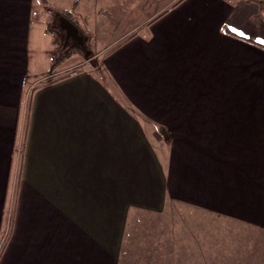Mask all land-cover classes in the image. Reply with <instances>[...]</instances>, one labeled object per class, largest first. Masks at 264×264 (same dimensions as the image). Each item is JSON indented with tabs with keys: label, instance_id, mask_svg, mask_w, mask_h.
<instances>
[{
	"label": "crops",
	"instance_id": "obj_1",
	"mask_svg": "<svg viewBox=\"0 0 264 264\" xmlns=\"http://www.w3.org/2000/svg\"><path fill=\"white\" fill-rule=\"evenodd\" d=\"M42 1L0 0V264H259L264 0H76L123 37L89 67Z\"/></svg>",
	"mask_w": 264,
	"mask_h": 264
},
{
	"label": "rangeland",
	"instance_id": "obj_2",
	"mask_svg": "<svg viewBox=\"0 0 264 264\" xmlns=\"http://www.w3.org/2000/svg\"><path fill=\"white\" fill-rule=\"evenodd\" d=\"M76 2V0H43L42 3H37L36 4V9L38 8L37 6L40 4H43L41 6H43V9L45 11V14H47L50 18H51V24H58L57 22V16L55 11L58 10L59 8H61V10H59L60 12H62V15L67 16L68 18H70L73 22H75V10L77 5L75 6V4L73 5V2ZM41 2V1H40ZM79 5L77 7V10L79 11L78 14L82 15V18H85V16L83 15L85 11H83L81 8H83V6L85 7L86 5L84 3H86V0H79ZM138 6V5H137ZM135 6L134 9L129 8L127 11L128 13H125V16H120L121 12L118 11V8L122 7V5L118 6V5H113V9H114V15H112V18L109 17V20H113L115 18V20L112 22V24H114V29L115 32L114 34H119L120 32H123L125 30V28L127 27V25L124 24V22H120V19H122L123 17H128V23L129 22H137V20L139 19V10L137 9L138 7ZM42 8V7H41ZM123 13V12H122ZM80 17V15H79ZM100 19H102V16L99 17ZM55 20V21H54ZM127 19H125L126 21ZM50 23H46V26L43 29H49V24ZM78 23L80 25L81 24V20L78 19ZM77 23V24H78ZM101 23V21H98V24ZM109 23V22H108ZM44 21L42 22V27L44 25ZM124 24V25H123ZM59 25V24H58ZM52 27V26H51ZM59 28L64 32V40L66 41L65 46L61 47L60 44L59 46H55V53L53 54V66H57L59 64L62 63V61H64L65 59L68 58V62H75V61H79V60H83L84 58H89L88 59V64L87 66H93L96 64H101L103 63L104 60V56L109 52L108 50L111 49L112 47H114L116 44H118L123 37H118L117 35L114 36H110V35H103V27H99L98 29H95L94 31H91V35H80L77 31L75 33H70L67 34V30L63 29L62 23L59 25ZM135 32H139V30L137 29ZM78 48L82 49V52L78 51ZM46 57L45 53H39L38 47H36V51L34 54V63H35V67H36V71L40 72V70H43L42 68L45 66L44 63H42V61L40 62L39 59H41L42 57ZM80 65H75L72 69H68L66 72H69L71 70H78L80 69L79 67ZM44 70H46V66L44 67ZM164 137H166L165 133H162ZM181 213L185 211H180ZM198 212V211H196ZM199 213V212H198ZM199 214H202L199 213ZM211 222L215 225H219L220 223L224 225V227L226 226V233L228 234L227 237H230V235H232V233L238 232V231H242L241 227H238L239 225L236 224H232L231 222H227L224 220H220L218 217H214L211 216ZM181 219V218H180ZM219 224H217L216 222ZM235 227V228H233ZM217 229V228H216ZM215 229V231H216ZM223 229V227H222ZM243 231H245V229H243ZM251 233V232H249ZM249 235V234H248ZM250 236V235H249ZM259 241H258V248H259V253H262L260 255V262L259 264H264V233L259 234ZM233 236H231L230 238H232ZM247 241H249L247 239ZM231 242V241H230ZM232 243V242H231ZM235 244H231L232 250H228L227 251V259L225 260H221L220 263L221 264H240L239 259H235ZM229 249V248H228ZM193 262V261H191ZM196 262V261H195ZM179 264H187V260L186 259H180ZM212 264H214L212 262ZM218 264V261L215 263Z\"/></svg>",
	"mask_w": 264,
	"mask_h": 264
},
{
	"label": "water",
	"instance_id": "obj_3",
	"mask_svg": "<svg viewBox=\"0 0 264 264\" xmlns=\"http://www.w3.org/2000/svg\"><path fill=\"white\" fill-rule=\"evenodd\" d=\"M61 22L62 26L67 30V34L75 33L76 27L73 25V23L65 16H61Z\"/></svg>",
	"mask_w": 264,
	"mask_h": 264
},
{
	"label": "snow or ice",
	"instance_id": "obj_4",
	"mask_svg": "<svg viewBox=\"0 0 264 264\" xmlns=\"http://www.w3.org/2000/svg\"><path fill=\"white\" fill-rule=\"evenodd\" d=\"M240 35L243 36L244 34H243V33H240ZM260 43H261L262 45H264V40L260 41Z\"/></svg>",
	"mask_w": 264,
	"mask_h": 264
},
{
	"label": "trees",
	"instance_id": "obj_5",
	"mask_svg": "<svg viewBox=\"0 0 264 264\" xmlns=\"http://www.w3.org/2000/svg\"><path fill=\"white\" fill-rule=\"evenodd\" d=\"M65 16V15H64ZM65 17H67V16H65ZM68 18V17H67ZM72 23H74L70 18H68Z\"/></svg>",
	"mask_w": 264,
	"mask_h": 264
}]
</instances>
